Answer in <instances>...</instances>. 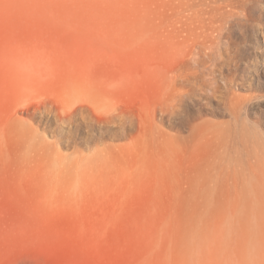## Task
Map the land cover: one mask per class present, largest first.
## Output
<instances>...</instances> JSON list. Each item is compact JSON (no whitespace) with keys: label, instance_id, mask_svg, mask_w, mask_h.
Instances as JSON below:
<instances>
[{"label":"rangeland","instance_id":"rangeland-1","mask_svg":"<svg viewBox=\"0 0 264 264\" xmlns=\"http://www.w3.org/2000/svg\"><path fill=\"white\" fill-rule=\"evenodd\" d=\"M244 148L264 0H0V264H264Z\"/></svg>","mask_w":264,"mask_h":264},{"label":"bare ground","instance_id":"bare-ground-1","mask_svg":"<svg viewBox=\"0 0 264 264\" xmlns=\"http://www.w3.org/2000/svg\"><path fill=\"white\" fill-rule=\"evenodd\" d=\"M103 85V84H102ZM107 87V85H106ZM106 87H103V94H108L111 95L112 93V87L109 85V87H111L112 89H105ZM108 87V88H109ZM70 89V87H69ZM68 89V90H69ZM99 89V88H98ZM94 90V89H93ZM114 90V89H113ZM74 91V90H73ZM98 91V90H97ZM96 91V92H97ZM101 92V91H100ZM93 93V92H92ZM95 93V92H94ZM93 93V94H94ZM83 94L79 95L80 97H82ZM72 96V95H71ZM85 95H83L84 97ZM95 96V95H94ZM82 97V98H83ZM86 97V96H85ZM110 97V96H109ZM80 100V102H82L84 104V106H86L85 104L91 105V102L85 98H83ZM115 98V97H114ZM103 99V98H102ZM107 99V97H106ZM91 100V99H90ZM113 101V100H112ZM111 102V101H110ZM71 105H75L76 103H79V101L77 102L76 100H72L71 101ZM82 104V105H83ZM112 108L109 109L114 111L115 108L118 104L119 101H114L112 102ZM81 105V104H80ZM145 105V104H144ZM142 105L143 109H145L144 111L146 112V114H153V110H150L148 107ZM83 106V107H84ZM114 106V107H113ZM145 107V108H144ZM114 108V109H113ZM84 109V108H83ZM108 112V111H107ZM71 113V112H70ZM208 123L206 121H203L198 127H200V129H204V127H208ZM152 136V135H151ZM166 136V135H165ZM170 138H172L169 134L167 135ZM175 137V136H174ZM169 139V138H168ZM174 139V138H172ZM170 141V140H169ZM175 141V140H174ZM167 142V139H166ZM171 142V141H170ZM58 144V143H57ZM169 144V143H168ZM181 144V143H180ZM170 145V144H169ZM254 146V145H253ZM252 147V146H251ZM171 148V146H170ZM257 148V147H256ZM259 149V148H257ZM257 149H245L242 152L244 155H246L245 157V167L243 168H239L236 169L235 167H231L230 170H227L226 172H224L225 175H227L228 177H231L233 179V182L230 183L228 185V191H230L233 195L237 194L239 192L238 188H237V184H236V180H238V178H240V183L241 186L244 187V189L246 190V192L248 191L250 196H248L249 198V202L259 206L260 208L264 209V156H262ZM261 150V149H260ZM264 150V149H263ZM261 152V151H260ZM241 153V155H242ZM234 158H231V160H233ZM244 176L245 179H242V177ZM247 177V178H246ZM243 192V191H242ZM243 197V196H242ZM249 204V203H248Z\"/></svg>","mask_w":264,"mask_h":264}]
</instances>
